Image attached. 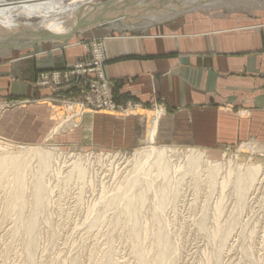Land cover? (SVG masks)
Returning a JSON list of instances; mask_svg holds the SVG:
<instances>
[{
	"label": "crops",
	"instance_id": "1",
	"mask_svg": "<svg viewBox=\"0 0 264 264\" xmlns=\"http://www.w3.org/2000/svg\"><path fill=\"white\" fill-rule=\"evenodd\" d=\"M216 8L119 34L97 26L75 35L76 44L53 50L0 48V104H6V122L35 127L21 133L29 142L44 139L50 128L47 104L73 101L78 93L40 87V74L87 61L89 41L99 39L114 101L126 110L157 113L159 142L217 150L264 140V13L232 5ZM82 117L72 131L83 138L79 144L119 150L145 144L154 121L104 112Z\"/></svg>",
	"mask_w": 264,
	"mask_h": 264
},
{
	"label": "rangeland",
	"instance_id": "2",
	"mask_svg": "<svg viewBox=\"0 0 264 264\" xmlns=\"http://www.w3.org/2000/svg\"><path fill=\"white\" fill-rule=\"evenodd\" d=\"M6 1L14 4L21 0ZM106 1L108 0H96V2L102 3ZM167 1L168 0H146L144 3L150 5L152 3L157 6L158 4H165L164 2ZM169 1H178V3L182 4L188 0ZM211 1L212 0H210V2ZM220 4L221 6L217 7L225 8V6L232 5L240 10H255V14L264 13V0H224V2L222 1ZM201 9L206 8L188 11L185 14ZM207 9L214 10L218 8L210 7ZM132 10L134 9L132 8ZM19 22L25 23L26 20L19 19ZM29 22L33 24L39 23L36 19ZM118 31L117 29L113 33L119 34ZM91 41L92 40L89 42ZM77 42L78 39L75 38L68 39L62 44H51L50 46L36 44L30 48L44 46L46 49L49 48L53 50L63 47L64 45L66 46L67 44H76ZM30 48L23 49L22 51ZM3 105L6 107V104H0V138L4 137L8 141L13 142L14 146L23 144H43L51 132L62 124L65 127H61L59 134L53 138V144L58 145L60 153L64 155V160L67 162L70 159L74 161L73 159L80 158L88 165L87 178L81 183L80 181L78 182L76 178H72L69 183H65L62 181L61 176L58 177L51 173V175L49 174L46 177V186L47 189L50 190L48 194L52 199L49 202L52 215L49 223L41 221L39 224L40 228L37 235L38 247L36 249L35 264H71L73 260H75L77 264H137L131 247L130 235L126 230L131 224L125 223L124 219L126 217L120 215L119 209L111 208L103 216V220L105 221L99 222V224L91 223V218L93 220V217H97L98 212L104 210L103 203L106 202L105 199L115 194L118 186L125 181L123 177H125L127 173L123 170L124 166H122V163L125 159L133 157L137 150L172 147L176 150L175 160L181 164V166L185 164V157H187L190 150H200L205 152L207 160L222 161L225 158L227 160L230 158L233 161L239 162L238 164L243 167L258 164L264 171V140L248 141L237 146H226L217 150H205L195 146H183L176 143L167 144L159 142L157 139L152 143L146 142L142 146H136L129 150L112 149L107 146H88V144L81 145L79 143L84 142L83 138L81 137V139H78V137L73 134V132H75L74 128L79 125L72 122L76 120L75 118L71 119L76 112L77 115L79 114L80 108L78 107L77 109L73 105L65 106L61 103H48V124L50 125L48 133L44 139H32V141L29 142L28 139L23 138L21 133L23 130H30L31 132L36 131V128L30 126V128L26 130V128H23L20 124H18V126L14 124L12 120L10 123L6 122L5 113L7 114V112L2 110L4 109V107L2 108ZM70 107H74L73 110H69ZM81 111L83 112L84 110ZM129 111H131V109H129L126 114ZM59 113L61 116H64L61 117L65 119H63L64 121L56 118V115ZM155 116L152 118V120L154 119L152 125L158 122L159 115L156 113ZM79 118L81 123L83 117L80 116V114ZM69 119L72 122L71 125L70 121H68ZM66 121L69 125H67ZM243 144L248 145V149L245 150L248 151L244 153L240 152ZM253 144L254 146H252ZM115 155L117 157L113 159L112 156ZM205 160L206 159H203V163H205ZM69 164L61 166L63 172L69 169ZM66 173L64 175H66ZM176 178L178 179L180 176ZM176 178L174 177L170 180L169 186L172 191L176 190V188L179 190V198L174 203L173 208L171 204H165L162 209V214L169 222L168 233L170 239L172 238L171 242L175 243L179 249L177 264H205L208 260V262H211L215 255V247L212 243L213 239L211 238L214 227L213 216L215 204L221 196L224 198L225 208L223 213H225L221 217V221L224 223H221L223 226H225V224L228 226L229 219L234 215L233 209L236 201V192L233 187H228L221 193L220 187L218 186L214 194H211L208 188V179L203 173L198 177L186 175L179 183H177ZM152 183L154 190L164 185L161 179L153 180ZM9 185V177H5L0 183V264H27V261H25L27 258L22 248L24 238L22 239L23 236L17 235L14 231L16 227L22 226L20 222L16 220V217L17 219L19 217V213L16 209H8L4 203L5 197L9 193ZM154 190L149 192L148 201L143 209V226H145L146 222L150 223L149 226H153L151 221L154 212ZM28 195H30V193ZM247 204L246 211H244L242 216H238L240 224L237 225L236 229L233 228L231 232L232 236L228 240L223 255H221L222 259L220 263L217 264H264V176L251 193H249ZM88 210L91 212L93 211L94 214L90 215ZM231 210L232 212H230ZM24 211L25 216L27 215V217H29L31 214V207H27ZM205 212L208 218V222L206 223L207 231L202 233L199 230V226ZM230 213L232 214L230 215ZM227 217L229 219H227ZM116 219L120 221L115 224ZM18 224H20V226ZM87 224L89 225L87 226ZM153 234L154 233L151 232L147 238L141 239V241L144 242V246H149L156 241V238L153 239L155 237ZM147 246L145 247L147 248Z\"/></svg>",
	"mask_w": 264,
	"mask_h": 264
},
{
	"label": "bare ground",
	"instance_id": "3",
	"mask_svg": "<svg viewBox=\"0 0 264 264\" xmlns=\"http://www.w3.org/2000/svg\"><path fill=\"white\" fill-rule=\"evenodd\" d=\"M144 1L146 0H119L111 4L106 8L108 12L104 18L105 26L114 30L118 29V32L149 29L175 20L188 11L217 7L221 6L222 1L224 2V0H212L211 2L210 0H188L180 4L178 1L168 0L165 4L156 6V4L151 3L150 5L144 3ZM204 1L206 4H202ZM101 4L102 2H96V0H21L14 4L6 0H0V48L12 47L15 50H23L36 44L49 46L51 44H62L68 40L65 36L77 29L92 13L94 7L104 8ZM96 16L95 14L92 18L94 19ZM19 19H24L26 22L21 23ZM34 19L38 20L39 23L29 22ZM50 35L53 37H50ZM73 108L70 107L69 110H73ZM83 112L91 113L89 110ZM79 114H82L80 109ZM79 114L77 115L76 112L73 116L71 115L72 117L76 115L74 117L76 121H72L73 123H77V120L81 118H79ZM155 114L137 108L132 109L126 115H146V117L152 119ZM62 116L59 113L56 118L60 120ZM72 122L70 121V125ZM63 126L61 124L55 128L43 144L22 143L23 145L14 146L13 142L4 137V139L0 138V183L5 177L10 179L9 193L5 197L4 203L8 209H16L19 213L16 220L22 226L18 224L20 227H14V231L17 235L23 236L22 239L24 238L22 248L27 258L25 260L27 264H35L40 222L49 223L51 221L52 212L49 208V202L52 199L48 194L50 190L46 186V177L50 173L58 177L61 176L62 181L65 183H69L72 178H76L81 183L87 178L88 165L83 162V159H73L74 161L70 159L67 162L64 160V155L60 153L58 145L53 144V138L59 134ZM157 126L158 122L149 126L147 142L152 143L155 141ZM247 146V144H243L240 152H247L248 150L245 151L248 149ZM175 153L176 150L172 147L149 148L137 150L133 157L125 159L122 163L124 168L121 167L127 173L123 177L125 181L118 186L115 194L105 199V203L102 202L104 210L98 212L97 217H93V220L91 218V223L99 224V222L105 221L103 216L108 210L111 208L119 209L120 215L126 217L124 219L125 223L131 224L126 230L130 235L131 247L137 264H177L179 249L175 243L171 242L172 238L170 239L168 233L169 222L162 214L164 205L171 204L173 208L180 195L177 188L174 190L175 192L170 189V180L180 176V178H176L177 183H179L186 175L198 177L203 173L208 179V188L211 194H214L218 186L221 193L228 187H233L236 192L234 215L230 219L227 217L229 225L226 226L225 224L223 226L222 223L224 222L221 221V217L225 213H223L225 208L224 198L221 196L214 208L212 233L209 230L215 247H213L215 255L211 262H208L207 259L208 261L205 264L220 263L221 255H223L228 240L232 236L233 228L236 229L237 225L240 224L238 216H242L246 211L249 193L260 182L264 176V171L258 164L243 167L238 164L239 162L230 158H228L229 160L225 158L222 161L207 160L205 152L200 150H190L187 157H185V164L181 166L175 160ZM116 157V155L112 156L113 159H116ZM203 159H206L205 163H203ZM66 164H69V169L63 172L61 166H66ZM65 173L66 175H64ZM158 179H161L164 185L154 190L152 181ZM152 190L155 192L154 212L151 221L153 226H149V222H146L143 226V209L148 201L149 192ZM29 193L30 195H28ZM29 206L31 207V214L27 217L24 210ZM89 210L90 215L94 214L93 211ZM207 219L205 212L199 226L202 233L207 231ZM119 221V219H116L115 224ZM151 232L154 233L155 237L153 239L156 238V241L149 246L145 245L146 248L141 239L147 238ZM71 264H77V262L73 260Z\"/></svg>",
	"mask_w": 264,
	"mask_h": 264
},
{
	"label": "built area",
	"instance_id": "4",
	"mask_svg": "<svg viewBox=\"0 0 264 264\" xmlns=\"http://www.w3.org/2000/svg\"><path fill=\"white\" fill-rule=\"evenodd\" d=\"M88 48L90 57L87 61L77 62L62 72L41 73L38 86L50 88L54 92L62 88L76 90L78 97L73 101L64 102L65 106L73 105L77 109L79 107L81 110L111 115L126 114L128 110L114 101L110 84L104 76L105 56L102 41L94 39ZM81 113L80 116L86 112Z\"/></svg>",
	"mask_w": 264,
	"mask_h": 264
},
{
	"label": "water",
	"instance_id": "5",
	"mask_svg": "<svg viewBox=\"0 0 264 264\" xmlns=\"http://www.w3.org/2000/svg\"><path fill=\"white\" fill-rule=\"evenodd\" d=\"M119 0H108L106 2H103L101 5L104 7L102 9H100V7H94V10L92 11V13L82 22V24L77 28L75 29L74 31H72L70 34L66 35L65 38L67 39H72L75 35L81 33V32H84L88 29H91L93 27H97V26H105V17H106V14H107V10L106 8L108 6H110L111 4L117 2ZM166 3V2H164ZM206 4V2H202V4ZM97 15L96 18H92L93 15ZM104 19V20H102ZM108 25V24H107ZM50 37H53L50 35ZM5 48H8L10 50L14 49L12 47H5Z\"/></svg>",
	"mask_w": 264,
	"mask_h": 264
}]
</instances>
